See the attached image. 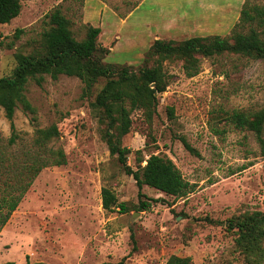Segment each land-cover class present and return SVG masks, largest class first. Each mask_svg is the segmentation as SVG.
<instances>
[{
	"label": "rangeland",
	"instance_id": "rangeland-1",
	"mask_svg": "<svg viewBox=\"0 0 264 264\" xmlns=\"http://www.w3.org/2000/svg\"><path fill=\"white\" fill-rule=\"evenodd\" d=\"M245 1L21 0L20 15L0 24V78L13 76L19 53L41 51L48 15L55 9L70 20L78 40L89 26L101 28L99 43L109 49L105 63L138 70L156 64L157 57L147 53L157 39H231ZM250 1L264 5V0ZM202 15L211 25L227 23L221 29L192 25ZM199 58V72L192 77L181 59L163 63L168 85L157 94V112L148 120L143 110H135L131 131L123 138L134 169L141 157L170 158L193 185L183 197L148 185L140 189L111 155L103 138L106 123L92 105L105 78L90 97L78 77L45 75L42 84L31 79L26 96L36 112L17 106L14 143L12 122L0 106L2 213L9 209L4 197L20 193L12 190L13 183L26 185L30 179L14 172L26 161L24 152L37 149V129L56 124L60 135L49 147L63 149L67 157L66 164L46 167L33 179L0 229V264H167L173 255L189 257L192 264H248L228 223L245 213L264 212V149L253 131L229 116L264 109V58L231 52ZM104 187L125 204V211L103 207ZM142 200L150 203L147 210L139 209Z\"/></svg>",
	"mask_w": 264,
	"mask_h": 264
},
{
	"label": "trees",
	"instance_id": "trees-1",
	"mask_svg": "<svg viewBox=\"0 0 264 264\" xmlns=\"http://www.w3.org/2000/svg\"><path fill=\"white\" fill-rule=\"evenodd\" d=\"M21 10V0H0V24L10 23L20 15ZM48 19L50 28L44 33L41 51L34 54L19 53L13 76L0 78V106L4 108L6 117L11 120L14 132L10 142L14 143L17 137L13 123L17 106L21 104L24 110L32 114L36 112L26 96L27 85L31 79L42 84L45 75H50L53 79H58L60 75L78 77L84 83V94L90 97L94 94L99 80L105 78L106 83L97 92L92 105L101 113L106 123L103 138L111 155L117 156L126 173L134 177L140 189L148 185L176 197H183L192 192V183L185 179L181 170L166 156L152 154L148 159L141 157L137 169L128 164L131 149L123 144V138L131 131L132 114L141 109L148 120L154 117L158 108L157 94L164 92L168 85L163 64L165 61L183 60L186 74L192 77L199 72V56L213 57L231 52L263 59L264 5L245 1L231 39L212 35L195 36L181 42L155 40L147 54L148 58L157 57L156 64L138 70L129 66L115 67L104 62L109 49L99 43L98 38L102 32L100 27L89 26L86 37L78 40L71 30L70 20L60 9L52 11ZM173 113L174 109L170 108V114ZM229 118L233 123L253 131L264 149V109L253 115L235 112ZM59 135L60 130L56 124L36 130L34 144L37 149L25 151L26 161L14 172L15 177L29 176L30 179L26 185L15 181L13 184L17 187L12 190L20 193L4 197L3 206L7 205L9 209L6 213L0 210V229L17 209L33 179L44 168L67 163L63 149L49 147L50 142ZM182 141L188 150L196 152L185 138H182ZM140 195L143 196L142 193ZM102 201L103 207L109 211L114 208L126 210L125 204L119 202L110 188H103ZM149 207L150 203L145 200L139 205L140 210H147ZM228 229L235 234L236 245L245 255L248 264H264V212L255 211L233 217L229 220ZM167 264L192 262L189 257L173 255Z\"/></svg>",
	"mask_w": 264,
	"mask_h": 264
},
{
	"label": "crops",
	"instance_id": "crops-1",
	"mask_svg": "<svg viewBox=\"0 0 264 264\" xmlns=\"http://www.w3.org/2000/svg\"><path fill=\"white\" fill-rule=\"evenodd\" d=\"M202 9V8H201ZM203 17H200V18H198V19H196L195 20V22H193L192 23V25H196V27L197 26H202V23H204L207 27H210V26H212V28L214 29H217V28H223V26H225V24L227 23V22H224V23H222V24H218V23H215V24H213V25H211L212 24V22L211 23H207L206 21H205V19L204 18H209V17H207V16H205V15H202ZM185 18V17H184ZM189 19H190V17H189ZM189 19L187 18L186 20H185V22H187V21H189ZM238 19V18H237ZM125 20V19H124ZM184 22V23H185ZM204 28V27H203ZM210 29H211V27H210Z\"/></svg>",
	"mask_w": 264,
	"mask_h": 264
}]
</instances>
